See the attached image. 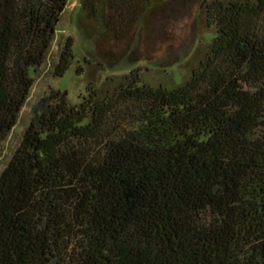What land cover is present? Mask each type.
<instances>
[{"label": "trees", "instance_id": "obj_1", "mask_svg": "<svg viewBox=\"0 0 264 264\" xmlns=\"http://www.w3.org/2000/svg\"><path fill=\"white\" fill-rule=\"evenodd\" d=\"M67 2L0 0V149ZM82 7L115 32L136 11ZM201 8L215 32L181 84L137 68L34 104L0 174V264H264V0ZM74 57L68 38L55 74Z\"/></svg>", "mask_w": 264, "mask_h": 264}, {"label": "rangeland", "instance_id": "obj_2", "mask_svg": "<svg viewBox=\"0 0 264 264\" xmlns=\"http://www.w3.org/2000/svg\"><path fill=\"white\" fill-rule=\"evenodd\" d=\"M133 1L136 11L128 27L115 32L105 29L101 9L93 13L89 7L83 9V0H68L29 97L2 143L0 174L20 144L34 104L51 89L67 91L69 102L75 105L90 82L101 86L137 68L149 83L173 86L186 80L203 59L215 32L207 24L203 0ZM108 21L117 24L113 18ZM68 38L75 57L67 71L57 76L54 69Z\"/></svg>", "mask_w": 264, "mask_h": 264}]
</instances>
